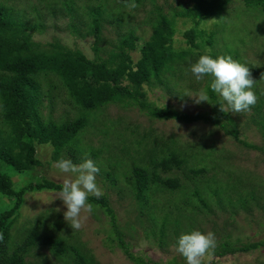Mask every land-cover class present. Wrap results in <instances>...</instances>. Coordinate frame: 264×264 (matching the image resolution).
<instances>
[{
    "label": "rangeland",
    "instance_id": "374dc122",
    "mask_svg": "<svg viewBox=\"0 0 264 264\" xmlns=\"http://www.w3.org/2000/svg\"><path fill=\"white\" fill-rule=\"evenodd\" d=\"M133 2V0H128ZM138 7L130 9L125 6L126 0H0V3L12 8L16 18L22 20L32 33L33 40L42 47L49 48L54 42H59L70 48L83 51L90 58L97 56L94 48L95 36L91 32V17L87 14L89 7L104 6L101 38L99 40L100 57H107L117 46L123 34L129 31L140 36L141 43L148 40L152 33L151 14L159 6L166 12L181 11L190 7L194 0H134ZM70 8L73 13H70ZM75 24L77 30H73ZM33 25L43 27L34 28ZM196 29V44L187 42L185 32ZM174 48L177 50L191 49L200 55L208 54L213 58L221 55H231L233 59L249 66L252 77L256 80L254 91L258 97L255 106L250 111L233 114L234 125L238 130V138H234L222 128L203 120L187 123L174 119H158L151 117L146 111L137 106L110 104L97 114L98 118L81 135L82 143L101 149V154L94 162L100 169L97 174V184L109 199V203L117 214L119 228L124 234L132 252L142 256L148 264H186V260L176 251L177 240L182 233L189 231L185 224H168L166 236L161 239L160 226L154 222L149 208L141 206L133 190L128 186L119 173L126 171L127 166L116 170L118 179L108 174L116 169L114 163L118 160L116 154L124 156V162L132 164L135 160L142 165H150L151 159L159 147L165 142L175 139L182 148L197 153L187 165L202 167L206 165L209 175H216L220 180H226L232 185L241 183L243 192L249 191L256 195L248 200V208L230 204L220 206L210 199V208L202 207L195 214L193 230L201 232L212 231L216 237V247L227 237L236 245L242 242L264 240V153L243 143H251L264 147V130L254 120L260 112H264V13L253 7H247L242 0H234L227 8L222 20L215 17L192 19L179 16L176 22ZM141 55L139 49L133 52L137 60ZM192 75V74H191ZM208 76L203 80L182 78L184 85L183 99H177L174 94L160 87L145 84L149 100L158 106L173 107L186 113H212L209 102L195 103L192 96L204 89ZM211 78V77H210ZM188 80V81H187ZM48 89V84H44ZM52 101L50 108L48 103ZM44 99L43 114L61 120L65 116L74 117L76 110L68 97L67 91L60 86L52 88ZM50 112V113H49ZM233 127L228 124L227 128ZM178 146V145H177ZM155 149V151H153ZM51 144L38 145V156L43 161L42 166L30 170L8 171L14 181V188L19 191L30 183L43 179L63 182L66 174L60 172L52 159ZM124 154V155H123ZM65 159L70 158L62 153ZM146 158L145 160L143 158ZM202 157L205 159L203 160ZM71 159V158H70ZM79 157L77 164L84 161ZM74 161L73 159H71ZM170 175L178 176L181 183L187 184L188 191L194 188L191 172L183 166L181 169L170 171ZM188 175V177H187ZM188 181V183H187ZM215 186V185H213ZM234 196V190L230 189ZM57 191L26 190L19 206H15L16 196L0 192V212L14 208L13 220L14 239L18 238L25 226H30L42 219V227L56 225L63 236L72 242L84 244L82 253L85 264H136L117 245L116 241L108 240L109 223L103 209L92 204L93 210L87 215L85 225L80 230H72L64 220L63 212L66 206L56 199ZM175 193H152L151 204L158 207L157 215L175 208ZM197 203L194 202V205ZM165 209H161L160 207ZM57 208L60 211H57ZM188 210H191L188 207ZM160 221V220H159ZM212 249L204 258L203 264H264V245L249 251H235L219 256ZM43 252L49 256L47 249ZM28 260L34 261L29 256ZM49 264H64L52 255Z\"/></svg>",
    "mask_w": 264,
    "mask_h": 264
},
{
    "label": "trees",
    "instance_id": "16d2710c",
    "mask_svg": "<svg viewBox=\"0 0 264 264\" xmlns=\"http://www.w3.org/2000/svg\"><path fill=\"white\" fill-rule=\"evenodd\" d=\"M233 1L194 0L190 7L181 11L172 10V13L157 6L151 14L150 38L141 43L140 36L131 30L122 35L117 46L106 58L100 57L98 46L106 6L89 7L87 10L92 22L91 32L96 38L94 48L97 56L90 58L80 49L70 48L59 42L52 43L49 48L42 47L33 40L32 33L27 30L24 22L15 17L12 8L0 3V192L15 195L16 207L28 189L59 192L62 182L51 179L30 183L16 191L14 181L7 172L42 166L44 163L38 156V145L46 143L53 148V161L64 158L62 153H67L74 163H77L80 156L95 162L101 149L82 143L81 135L93 126L98 118L97 114L110 104L137 106L158 119H174L187 123L200 120L211 122L239 140L232 117L220 110L222 101L210 89V77L204 83L213 109L210 114H191L169 106L160 107L149 100L144 88L145 84L157 86L174 94L177 99H183L185 87L182 78L191 79V65L197 61L200 53L191 49L174 48L177 18L184 16L197 20L215 17L222 20ZM242 1L247 7L257 8L264 13V0ZM69 11L73 13V9L70 8ZM71 27L74 31L77 30L75 24H71ZM185 36L191 46L196 44L195 27L187 30ZM137 49L141 55L135 60L133 52ZM46 83L48 89L44 88ZM55 86L67 91L76 110L74 117L63 115V119L55 120L44 116V99L49 94L51 96ZM48 103L52 108L53 103L49 96ZM254 120L264 130V112H260ZM228 124L233 127L227 128ZM243 143L264 153V147L245 141ZM156 154L160 155L151 159L152 166L142 165L135 160L132 164L126 163L124 154H116V169L108 177L114 176L115 183L118 179L116 170L123 165L129 167L125 172L119 170V173L131 187L141 206L149 208L154 222L161 228L162 240L171 222L175 225L185 224L189 231L193 230L196 221L193 212L200 211L202 207L211 209L210 199L222 207L230 204L233 207L240 205L248 208V199L256 197L249 191L244 193L241 183L230 185L226 180H219L216 175H209L206 165H187L197 153L182 148L173 138L165 142L164 147L157 148ZM183 166L191 172L189 177L194 181V188L189 191L188 185L181 183L178 176L170 175V171ZM230 189L235 191L234 196ZM159 192L175 193L173 200L175 199L176 212L169 209L162 212L161 216L157 215L158 207L152 206L150 199L152 193ZM88 202L101 207L108 218L107 239L112 237L136 264H148L142 256H136L132 252L119 228L117 214L107 195L104 194L99 199L89 196ZM194 202L197 204L194 205ZM160 208L165 209L163 206ZM14 211V208H10L0 212V233L3 234V240L0 241V264H49L51 255L64 264H85L82 253L84 244L72 242L63 236L55 229L56 225L41 228V218L35 224L25 226L15 240L14 235L17 233L14 234L13 220H10ZM261 245H264V240L234 245L227 237L217 245L215 254L223 256L235 251H249ZM44 249L48 250L49 256L43 252ZM29 256L34 261L28 260Z\"/></svg>",
    "mask_w": 264,
    "mask_h": 264
},
{
    "label": "clouds",
    "instance_id": "9594fccd",
    "mask_svg": "<svg viewBox=\"0 0 264 264\" xmlns=\"http://www.w3.org/2000/svg\"><path fill=\"white\" fill-rule=\"evenodd\" d=\"M125 6L134 9L138 5L126 0ZM191 72L196 80H203L205 76L211 77L210 89L222 103L220 110L224 113L239 114L250 111L257 102L254 86L256 80L247 64L233 59L231 55H221L213 58L211 55H200L191 65ZM261 78H264L262 74ZM195 103L209 102L210 97L206 90H200L192 96ZM61 173L66 174L56 199L66 206L63 212L64 220L72 230H80L84 227L87 215L93 210L88 202L89 196L101 198L104 195L101 187L97 184L99 167L90 158L84 159L77 164L70 158H61L55 165ZM57 211H60L57 208ZM3 234L0 233V241ZM216 247V237L212 231L201 232L192 230L182 233L178 240L176 251L185 258L186 264H203L204 258Z\"/></svg>",
    "mask_w": 264,
    "mask_h": 264
}]
</instances>
